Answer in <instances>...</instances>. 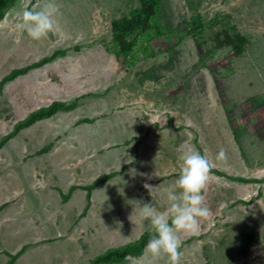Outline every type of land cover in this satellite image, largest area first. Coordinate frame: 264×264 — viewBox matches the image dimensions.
<instances>
[{
	"label": "rangeland",
	"instance_id": "374dc122",
	"mask_svg": "<svg viewBox=\"0 0 264 264\" xmlns=\"http://www.w3.org/2000/svg\"><path fill=\"white\" fill-rule=\"evenodd\" d=\"M156 1L145 17L141 0H58L55 31L39 41L16 28L37 0L9 7L0 78L54 49L64 54L2 86L0 138L38 106L79 99L0 147V264L23 246L12 264H89L135 240L150 227L142 204L167 211L178 155L193 146L213 167L248 180L212 172L211 215L197 235L183 236L182 264H264V0ZM120 17L132 23L112 38ZM128 44L124 60L118 51ZM221 148L226 163L216 160ZM124 165L91 191L80 216L81 185ZM73 184L80 187L63 201L59 189ZM124 264L167 257L143 252Z\"/></svg>",
	"mask_w": 264,
	"mask_h": 264
},
{
	"label": "clouds",
	"instance_id": "9594fccd",
	"mask_svg": "<svg viewBox=\"0 0 264 264\" xmlns=\"http://www.w3.org/2000/svg\"><path fill=\"white\" fill-rule=\"evenodd\" d=\"M59 12L58 0H45L43 4L37 0L31 8L22 10L16 28L39 41L55 31V18ZM178 160L181 162L180 174L167 190V211L158 210L152 203H144L140 212L152 230L144 249L145 255H150L153 261L167 257V264H182L183 236L197 235L201 222L211 215L205 201L212 161L194 146L182 148ZM216 160L227 162L228 156L223 148ZM144 187L152 195L155 188L147 183Z\"/></svg>",
	"mask_w": 264,
	"mask_h": 264
},
{
	"label": "trees",
	"instance_id": "16d2710c",
	"mask_svg": "<svg viewBox=\"0 0 264 264\" xmlns=\"http://www.w3.org/2000/svg\"><path fill=\"white\" fill-rule=\"evenodd\" d=\"M16 0H0V20L4 17L6 14L8 8L12 6L15 3ZM143 3L148 5V9L146 10L145 17H147L149 14H151L154 11V6L157 3L156 0H141ZM31 6V5H29ZM131 20L127 17H120L111 22V36L112 38H118V36H122L126 27L131 24ZM131 45L128 44L127 48H119L118 53H121V55L124 57V60L129 53ZM52 53L43 55L39 59L32 61L30 63H27L22 66L14 67L11 70L8 71L7 74H4L0 78V89L2 88L3 84L8 83L9 81L13 80L16 78L18 75L26 73L29 69L34 68V67H39L54 58H56L59 55L64 54V51L62 49H54L52 50ZM79 97L74 96L73 98L63 101L60 99H54L50 101L46 105H41L38 106L34 109H32L30 112L27 113L23 118L17 120L12 129L10 130L9 133L6 135H3L0 138V147L3 145V143H6L12 136L16 135L22 128L27 127L33 123H35L37 120H41L47 117H50L54 114H56L58 111H67L71 110L74 108L78 102ZM223 101L221 97V102ZM90 121V118L88 117H83L80 119V122H86ZM47 149V146L41 149V151H45ZM125 167H123L119 171H109V172H104L100 174L99 176L95 177L90 183L81 185L82 188L86 190V201L85 205L83 206L80 216H83L85 214V211L87 207L89 206V203L91 201V191L93 188H95L97 185L101 184L114 174L120 172L122 173L124 171ZM212 172H215L217 174L225 175L228 177H231L233 179H236L237 181H243V180H248L247 177H236L233 175H228L224 171L217 169L213 167ZM252 179H257V178H252ZM258 180V179H257ZM80 187L79 185L73 184L69 187V190L67 193H63L61 189H59L60 194L62 196L63 201H67L70 198V195L72 191ZM240 202H243L241 200ZM152 234L151 228H148L144 230L135 240L129 241L123 245H115V246H110L106 248L104 251L96 254L93 256L91 259H89V264H101V263H119L123 264L129 260V257H135V256H140L143 254L145 246L150 238V235ZM25 247H21L17 252L13 254H8L9 259L6 261L5 264H12L15 259L18 258L20 254L23 253Z\"/></svg>",
	"mask_w": 264,
	"mask_h": 264
},
{
	"label": "crops",
	"instance_id": "0c3cea01",
	"mask_svg": "<svg viewBox=\"0 0 264 264\" xmlns=\"http://www.w3.org/2000/svg\"><path fill=\"white\" fill-rule=\"evenodd\" d=\"M8 9H9V8H8ZM7 12H8V10H7ZM7 12H6V14L4 15V17L0 20V23L6 18ZM58 57H59V56H57V57L54 58L53 60H51V61H49V62H47V63H45V64H43V65H41V66H39V67H34V68L29 69L26 73H23V74L18 75L16 78H14V79L11 80V81H14V80L18 79L19 77H22V76L28 74V73H29L31 70H33V69L40 68V67H42V66H44V65H46V64H48V63L53 62V61H54L55 59H57ZM28 63H30V62H28ZM26 64H27V63H26ZM23 65H25V64H23ZM20 66H22V65H20ZM17 67H18V66H17ZM13 68H14V67H13ZM10 70H11V69H10ZM9 82H10V81H9ZM9 82H8V83H9ZM8 83H6V84H8ZM3 85H4V84H3ZM60 100H61V99H60ZM47 104H48V103H47ZM45 105H46V104H45ZM76 105H77V104H76ZM72 109H73V108H72ZM67 111H68V110H67ZM67 111H63V110H62V112H67ZM58 112H60V111H58ZM26 115H27V114H26ZM52 116H53V115H52ZM50 117H51V116H50ZM47 118H48V117H47ZM37 121H38V120H37ZM86 122H89V121H86ZM156 149H157V148H156ZM127 164H128V163H127ZM128 165H129V164H128ZM128 165H124L123 167H125V169H127V166H128ZM129 166H130V165H129ZM123 167L119 168V170H121ZM125 169H124V170H125ZM112 171H114V170H112ZM115 171H116V169H115ZM107 172H109V171H107ZM118 173H119V172H118ZM118 173H116V174H118ZM101 174H102V173H101ZM116 174H114L113 176H115ZM97 176H99V175H97ZM97 176H96V177H97ZM113 176H111V177H113ZM111 177H110V178H111ZM142 178H143V177H142ZM165 178H166V177H165ZM108 179H109V178H108ZM108 179H107V180H108ZM163 179H164V178H163ZM163 179H162V180H163ZM107 180H105V181H107ZM105 181H104V182H105ZM160 181H161V180H160ZM104 182H102V183H104ZM102 183H101V184H102ZM99 185H100V184H99ZM99 185H97L96 187H98ZM96 187H95V188H96ZM77 188H78V187H77ZM80 188H82V187H80ZM95 188H93V189H95ZM75 189H76V188H75ZM83 189H84V188H83ZM93 189H92V190H93ZM84 190H85V189H84ZM85 191H86V190H85ZM91 193H92V192H91ZM89 204H90V203H89ZM149 228H150V227H149ZM147 229H148V228H147ZM145 230H146V229H145ZM142 232H143V231H142ZM142 232H141V233H142ZM141 233H140V234H141ZM103 251H104V250H103ZM123 264H124V263H123Z\"/></svg>",
	"mask_w": 264,
	"mask_h": 264
}]
</instances>
